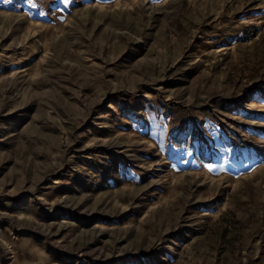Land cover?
Segmentation results:
<instances>
[{
  "label": "rangeland",
  "instance_id": "374dc122",
  "mask_svg": "<svg viewBox=\"0 0 264 264\" xmlns=\"http://www.w3.org/2000/svg\"><path fill=\"white\" fill-rule=\"evenodd\" d=\"M0 264H264V0H0Z\"/></svg>",
  "mask_w": 264,
  "mask_h": 264
},
{
  "label": "bare ground",
  "instance_id": "6f19581e",
  "mask_svg": "<svg viewBox=\"0 0 264 264\" xmlns=\"http://www.w3.org/2000/svg\"><path fill=\"white\" fill-rule=\"evenodd\" d=\"M253 96V95H252ZM148 130V129H147ZM145 132V131H144ZM213 148V147H212Z\"/></svg>",
  "mask_w": 264,
  "mask_h": 264
}]
</instances>
